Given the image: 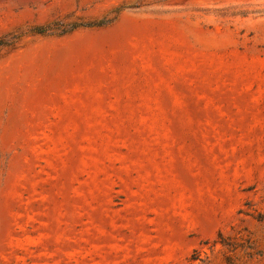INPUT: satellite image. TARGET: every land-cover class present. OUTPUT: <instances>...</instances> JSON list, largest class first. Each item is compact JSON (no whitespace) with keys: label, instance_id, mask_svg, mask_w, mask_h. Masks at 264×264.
<instances>
[{"label":"rangeland","instance_id":"rangeland-1","mask_svg":"<svg viewBox=\"0 0 264 264\" xmlns=\"http://www.w3.org/2000/svg\"><path fill=\"white\" fill-rule=\"evenodd\" d=\"M0 264H264V0H0Z\"/></svg>","mask_w":264,"mask_h":264},{"label":"trees","instance_id":"trees-1","mask_svg":"<svg viewBox=\"0 0 264 264\" xmlns=\"http://www.w3.org/2000/svg\"><path fill=\"white\" fill-rule=\"evenodd\" d=\"M48 32L46 29H42V28H38V29H35L34 31V34H37V35H48Z\"/></svg>","mask_w":264,"mask_h":264}]
</instances>
